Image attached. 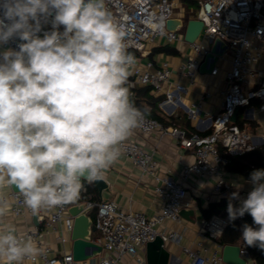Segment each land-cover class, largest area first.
Returning a JSON list of instances; mask_svg holds the SVG:
<instances>
[{
	"label": "clouds",
	"instance_id": "clouds-1",
	"mask_svg": "<svg viewBox=\"0 0 264 264\" xmlns=\"http://www.w3.org/2000/svg\"><path fill=\"white\" fill-rule=\"evenodd\" d=\"M148 20L164 33L165 17ZM12 40L18 50L0 51V190L15 186L37 215L76 203L84 181L103 178L146 110L126 86L136 61L105 0H0V45ZM249 183L240 206L228 204V218L249 214L258 227L244 224L241 239L264 251V169ZM8 208L0 196V217ZM40 255L31 236L0 226V264Z\"/></svg>",
	"mask_w": 264,
	"mask_h": 264
},
{
	"label": "built area",
	"instance_id": "built-area-1",
	"mask_svg": "<svg viewBox=\"0 0 264 264\" xmlns=\"http://www.w3.org/2000/svg\"><path fill=\"white\" fill-rule=\"evenodd\" d=\"M105 6L125 32L127 51L142 52L147 43L158 36H165L171 42L184 38L180 29L174 31L167 28L168 20L175 17L177 4L174 0H105ZM159 16L165 17L163 34L154 31L149 25V17ZM190 18L201 19L204 26L198 39L191 43V52L183 64L182 72L186 77L191 81L195 80L213 44L217 43L220 49L222 41H225L228 46L225 52L231 53L224 105L219 113L210 117L212 131L205 134L189 131L178 125L165 124L147 114L142 126L136 130L171 136L182 147L194 150L195 161L185 166L182 172L183 179L192 174L202 177L215 176V192L226 196L227 206L232 203L234 207H238L239 195L237 199H232V193L236 191L223 177L227 159L221 154L220 148L235 156L257 146L252 130L239 126L232 117L238 107L247 105L254 99L260 101V107L264 110V68L257 67L258 63L264 59V45H262L264 43V0H199L197 12ZM50 21L51 18L44 25L43 31L51 30ZM60 30L63 31V26ZM40 35L42 36L43 32ZM18 43V40L9 41L7 44L0 45V50L8 48L18 50ZM218 70L219 68L215 66L212 74H217ZM134 75V80L127 81L130 85L134 86L136 82H139L160 89L164 82L170 79L171 68L168 63L156 67L152 60H148L144 66L135 67ZM176 88L186 89L179 83ZM131 94V97L135 96L134 92ZM172 98L169 92L168 99L172 100ZM198 109L197 104L189 108L193 115ZM261 128L262 132L258 139L264 141V122ZM122 152L143 170L155 176L158 183L154 192L162 199L161 209L152 216L141 211H125L111 200L96 202L85 198L82 189L80 199L76 203L85 201L87 206L97 207L94 221L97 234L93 237V241L101 244L103 250L111 254L104 256L100 253L88 259L78 260L74 258L72 251L54 254L52 248L42 241V235L54 229L56 223L62 219H65L67 228L72 231L73 217L69 213V207L72 204H69L42 210L39 214L43 218V227L31 228L21 233L31 236L41 250V255L32 263L42 261V264H118L124 255H136L139 247L146 246L158 236H161L165 242L166 240L180 241V232L166 227L161 230V227L168 221L180 222L182 219L181 211L187 194L183 180L175 179L170 174L160 175L158 162L153 154L136 141L127 140L122 146ZM2 197L8 201L9 209L14 215L32 213L24 206L23 198L17 191L13 190ZM227 206L222 213L213 214L201 220L200 231L203 234L213 239L223 234L230 223ZM67 214L70 217H67ZM61 240L65 242L67 238L61 237ZM239 246L241 256L248 261L250 258L248 246L244 244V241ZM183 249L191 260L190 264H228L224 261L221 252L202 253L188 246H184ZM138 260L143 261L141 258ZM252 264L260 263L253 260Z\"/></svg>",
	"mask_w": 264,
	"mask_h": 264
},
{
	"label": "crops",
	"instance_id": "crops-1",
	"mask_svg": "<svg viewBox=\"0 0 264 264\" xmlns=\"http://www.w3.org/2000/svg\"><path fill=\"white\" fill-rule=\"evenodd\" d=\"M174 1L177 4L175 17L183 19V26L180 30L184 34L188 19L197 11L194 12L193 8H188L180 0ZM191 49V43L187 42L185 38L172 42L165 36L154 38L147 43L142 52L134 51L132 53L136 63L128 80H134L135 67L144 66L148 60H152L156 67L168 63L171 68L170 79L164 82L160 89L139 82H136L134 86L127 83L126 86L130 92H134L135 96L132 98L140 104L142 110L149 113L148 115L156 119L161 118L162 120H159L168 125H178L205 134L212 131L210 117L219 113L224 105V91L228 85L227 71L231 67V53L225 52L219 57L216 64L219 68L217 74L200 71L195 80L191 81L182 72L183 64ZM257 67L264 68V59L258 63ZM178 83L184 85L186 89L178 90L176 88ZM169 92L173 96L172 100L168 99ZM194 104H197L199 109L193 115L189 108ZM260 104L259 100L254 99L249 104L241 106L236 120H234L239 126L252 130L257 146L264 143L258 139L264 122V110L261 109ZM128 140L138 142L153 154L158 162L160 175L170 174L175 179L183 180L187 190L183 209L192 210V213L186 216L182 215L180 222L168 221L161 227V230L166 227L170 230H177L181 234V239L178 242L166 240L165 248L171 254L170 264L191 263L183 249L184 246L198 249L202 253L213 251L223 253L224 244L219 242L220 237L213 239L203 234L200 231V223L204 218L222 213L226 207L224 203L228 200L226 196L215 192V176L202 177L192 174L183 179L182 172L185 166L195 161L194 150L184 148L175 138L168 135L161 136L158 132L144 133L135 130ZM220 149L225 151L223 148ZM223 177L232 184L234 191L238 193L237 206L239 207L241 201L252 189L249 179L232 171L227 163L224 165ZM103 179L107 182L108 189L102 191V197H100L99 189L94 182L89 185L87 181L83 182V194H89L85 198H93L96 202L111 200L125 211H141L148 216L156 214L162 207V199L154 192L158 183L155 176L143 170L123 152L119 160L107 170ZM12 191V187H5L0 190V196L8 195ZM89 214L95 221L96 211L94 208ZM67 217L70 215L67 214ZM0 226H14L19 233H22L31 228H42L43 218L41 214L33 215L32 213L16 216L8 208L6 215L0 217ZM71 234L72 231L67 228L65 219H62L56 223L54 229L46 231L41 239L52 248L54 254H61L72 251ZM61 237H66L67 240L63 242ZM242 243L243 240H239L236 244ZM110 254L106 250L102 252L104 256ZM146 255V246H141L136 255L126 254L118 264H146ZM138 258L143 261H139ZM253 260L256 259L250 254L247 264H252ZM25 264L34 263L26 261ZM36 264H42V261H38Z\"/></svg>",
	"mask_w": 264,
	"mask_h": 264
},
{
	"label": "water",
	"instance_id": "water-1",
	"mask_svg": "<svg viewBox=\"0 0 264 264\" xmlns=\"http://www.w3.org/2000/svg\"><path fill=\"white\" fill-rule=\"evenodd\" d=\"M183 26V19L180 17L170 18L167 22V28L170 30H178ZM204 22L199 18H189L186 24L184 38L187 42L193 43L201 34ZM228 46L225 41H222V47L219 49L217 43L213 44L211 51L208 53L205 60L200 66L201 72H212L217 64L220 56H222L227 50ZM134 53V50L129 51ZM238 107L232 117L236 120ZM99 189L100 197H102V191L108 189L107 182L101 178L94 181ZM14 191H18L15 186L12 187ZM93 210V206H87L85 201L72 204L69 207V213L73 217V229L71 234L72 253L75 259L82 260L93 257L102 253L103 246L93 241V234L97 228L93 218L89 214ZM192 210L182 209L181 215L186 216L191 214ZM165 240L158 236L154 241L149 242L146 245V264H170L171 254L165 248ZM223 259L228 264H246L247 260L240 254V246L238 244H226L222 253Z\"/></svg>",
	"mask_w": 264,
	"mask_h": 264
},
{
	"label": "trees",
	"instance_id": "trees-1",
	"mask_svg": "<svg viewBox=\"0 0 264 264\" xmlns=\"http://www.w3.org/2000/svg\"><path fill=\"white\" fill-rule=\"evenodd\" d=\"M188 8L191 6H198L199 0H180ZM132 98V97H131ZM135 105L139 108L140 104L132 98ZM141 109V108H140ZM147 115L149 113H146ZM150 116V115H149ZM159 118V117H158ZM162 120L161 118H159ZM158 119V120H159ZM164 123V122H163ZM166 124V123H165ZM192 131V130H189ZM222 150V149H221ZM222 155L227 159L228 167L234 171L243 175L245 178L249 179L250 173L255 169H264V143L256 146L254 149L244 152L240 155H230L226 151L222 150ZM88 185L91 184L87 182ZM89 194L84 195L87 196ZM93 201L94 199L91 198ZM227 206V202L224 203ZM94 210L97 211V207H94ZM244 224H249L251 226L258 227L253 224L252 217L245 213L243 217L237 218L235 221H230V223L225 228L223 234L218 239L220 243L226 244H236L241 239L242 235V226ZM249 253L257 260L260 264H264V253L257 247H249Z\"/></svg>",
	"mask_w": 264,
	"mask_h": 264
},
{
	"label": "rangeland",
	"instance_id": "rangeland-1",
	"mask_svg": "<svg viewBox=\"0 0 264 264\" xmlns=\"http://www.w3.org/2000/svg\"><path fill=\"white\" fill-rule=\"evenodd\" d=\"M191 8H193V11H197L198 10V6H191ZM262 45H264V43H262ZM97 232H94V235H96Z\"/></svg>",
	"mask_w": 264,
	"mask_h": 264
}]
</instances>
